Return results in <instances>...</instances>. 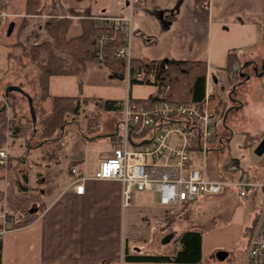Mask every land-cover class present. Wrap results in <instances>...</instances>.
I'll use <instances>...</instances> for the list:
<instances>
[{
	"label": "crops",
	"instance_id": "1",
	"mask_svg": "<svg viewBox=\"0 0 264 264\" xmlns=\"http://www.w3.org/2000/svg\"><path fill=\"white\" fill-rule=\"evenodd\" d=\"M128 4L131 6L132 18L131 60L204 62L207 68L205 94L208 95L211 108L220 112L222 107L227 109L239 106L231 109L226 122L223 124L221 119L213 130L212 145L208 152L214 156V162L207 165L205 161L206 176L210 179L242 182L264 181V153L260 157L254 153L256 145L264 137L262 136L264 135V69L261 68L264 62V27L262 25L264 0H208L207 19L203 22L196 21L193 17L194 0H131V2L129 0H54L52 2L45 0L37 14L26 17H30L34 22L39 18L49 19L56 14L55 17L59 19H70L73 22L67 36L71 38L81 34V20H92L93 17L101 15H125L128 12ZM11 23L14 26V22ZM19 23L16 25L17 28ZM42 27L43 25L37 26L35 31L39 38L35 40L31 37L29 39L31 44H39L42 37H47ZM7 31L6 36L10 34H7ZM14 36L16 42V32ZM7 44V46L2 44L0 85L4 84V90L8 86L21 88L32 99L36 120L39 121L49 113L50 102L38 100L37 69L28 65L24 66L25 70L19 69L22 68L19 67V63L14 62L12 58L7 60L9 51L14 53L10 48L14 43ZM233 51L238 57V65L234 66L233 71L250 63L242 70L250 77L246 81H243V78L240 80L243 83L235 88L234 94H231L232 99H229L228 95L233 85L224 66L226 55ZM26 61L23 58L20 62L24 65ZM255 65L258 66L259 75L254 73ZM127 83L129 81L126 75L119 77L113 74L105 65L95 62L94 58L84 64L81 75L49 77L50 97L88 99L86 112H97L100 119L96 131H90L89 124L80 117L79 124L67 125L70 130L67 135H63L61 131L60 140L53 145L57 147L45 145L44 147L56 148V157L44 162V157L52 150L48 149L41 151V157H37V161H31L34 162V170L26 172L27 183L23 182V178L19 179L27 187L25 192L18 190L17 176L19 174L16 167L25 165L26 157L40 148V144L30 149L29 147L32 146L29 145V141H24L20 137L10 140L9 169L6 173L0 169V182L4 181V189H6L4 193L0 192V213L5 204L4 209L9 215V221L13 223L22 217L23 213H17L21 208L30 212L24 219H28V225L35 228L26 235L33 260L31 264H175L172 261L135 262L130 260L139 256L172 257L174 249L178 248L175 246V234L170 232L173 237L168 243L162 244L154 240L151 242L149 252L147 254L142 252L135 243L147 242L151 237L150 231L148 233L145 231L146 226L143 221L153 218L159 223L155 227L158 231L162 233L167 229L173 231L179 225L178 223L189 220L191 210L197 211V206L206 202L204 201L206 196L191 205H186L189 210L185 217L177 218L168 227L160 230L159 227H162L170 218L165 210L157 205V197L154 194L134 192L131 200H136L139 205L149 202L154 197L151 207L146 204V208L139 206L138 209H134L130 207L131 201L127 207H122L121 186L114 181L87 180L83 183L81 195L75 194L71 188H66L71 177L69 163H75L76 168L84 176L91 177L101 159L111 154L112 147L119 140L117 138L126 97L145 99L155 91L151 85H140L148 86L146 93L140 94V97L132 95L131 87L128 86L129 95L124 98L123 89ZM215 93L219 95L217 98L214 96ZM223 93H228L225 99L221 97ZM97 99L100 100L99 104L93 102ZM103 100L121 101L122 109L119 112L105 111L102 106ZM5 101H8V117L4 110L2 112L7 123L18 120L23 125H32L28 102L23 95L11 91ZM12 113L15 119H12ZM34 129L32 125L31 135L35 134ZM233 135H241L240 141L236 144L238 149L235 150L230 148ZM248 135L260 140L254 142L252 147L240 148ZM96 136L99 137L94 138ZM89 138L94 139L90 141ZM101 138L109 141L104 152L97 150L94 145L95 140ZM31 140L32 137H30ZM62 140H64L63 145ZM15 141H19L18 144H15ZM88 148L95 153L87 155ZM228 156L237 160V170L234 173L229 172V166L222 167V160ZM200 166L197 152L191 151L190 167L198 169ZM45 176L51 178L56 184L52 192L45 193L43 180ZM18 193L27 196L21 197ZM210 196L215 198L213 202L223 203L231 196L242 201L234 187H223L218 194ZM7 199H9L8 208H6ZM247 200L251 204L257 202L258 205L249 212L248 222L242 231L244 237L247 235L244 247L260 215L262 192L252 189L244 201ZM182 214L178 213L176 217ZM22 238L25 237L11 238L7 242L1 238L0 264H4L5 255L12 250L17 251V253L12 251V255L22 252ZM225 252L219 250L214 255H219V258L225 257L227 261L233 258L231 253ZM243 256L244 253L237 264H241ZM198 264H202L201 261Z\"/></svg>",
	"mask_w": 264,
	"mask_h": 264
},
{
	"label": "built area",
	"instance_id": "2",
	"mask_svg": "<svg viewBox=\"0 0 264 264\" xmlns=\"http://www.w3.org/2000/svg\"><path fill=\"white\" fill-rule=\"evenodd\" d=\"M131 2V0H129ZM7 14L0 9V21ZM95 27L100 30L95 42L94 61L104 64L107 48L115 34L121 35V44L115 56L124 60L128 71L131 45V6L121 16L93 17ZM236 71L228 74L231 79ZM128 80V72H126ZM1 104L8 117L7 102ZM8 120V119H7ZM219 122V115L210 108L208 95L198 105L156 102L138 105L126 97L118 142L111 154L103 157L91 177L73 167L66 188L81 195L83 183L87 180L114 181L121 186V203L129 205L134 192L154 194L157 205L165 210L169 218L177 215L181 208L191 205L200 198L216 195L223 187H234L244 201L249 191L262 192V208L250 237L245 245L241 264H264V181L242 182L226 179H210L205 173V159L212 145L213 130ZM4 143L0 147V169L6 173L9 165V142L11 131L7 128ZM196 151L200 168L190 167L191 151ZM236 165H229L234 173ZM6 175V174H5ZM7 212L0 213V235L12 231L6 228Z\"/></svg>",
	"mask_w": 264,
	"mask_h": 264
},
{
	"label": "trees",
	"instance_id": "3",
	"mask_svg": "<svg viewBox=\"0 0 264 264\" xmlns=\"http://www.w3.org/2000/svg\"><path fill=\"white\" fill-rule=\"evenodd\" d=\"M45 0H25L24 9L25 15L31 16L37 14L41 9ZM51 2L54 0H50ZM207 5L208 0H194L193 17L196 21H205L207 19ZM3 8L2 0H0V9ZM53 15V14H52ZM70 19H59L55 16L49 18L43 24V32L49 38L50 41H43L39 44L33 45L29 39L39 37L36 31H31V35L28 30L31 27L32 20L30 17L22 18L17 31L16 42L10 46L12 51L18 50L17 54L9 52L6 56L7 60L13 59L14 62L19 63L23 58L27 61L24 64L34 66L37 69V90L39 101H49L50 110L49 113L41 120H36V132L34 135H29L32 132V125H23L18 120H12L9 123L6 122L3 112L0 113V147L4 143L5 130L8 127L12 132L13 138H22L25 141H29L30 149H34L35 145L40 144V148L45 145L57 144L60 140L61 127L66 129L67 125L77 123L78 119L84 118L89 124L90 131L98 128L99 115L97 112L89 114L86 112V104L88 99L78 97H50L48 94V79L53 75H81L83 73L84 64L94 58L95 42L100 34V30L95 27L93 20H81L80 25L82 32L79 36L68 37L67 32L72 24ZM262 25L264 27V4L262 13ZM23 39V40H22ZM121 44V35L115 34L113 40L107 48V56L103 65L107 67L113 74L124 77L128 72V81L130 85H151L155 88V91L148 95L145 99H131L138 105H150L156 102H169L175 104H200L205 96L206 89V75L207 68L204 62L199 61H149L142 60H130L128 71L124 60L115 56ZM238 65L237 54L229 52L226 55L224 69L227 73L234 70V66ZM239 70L236 69L234 76L230 80L232 85H235L238 81L242 80L238 75ZM264 90V84H263ZM95 104H99L100 100L93 101ZM103 110L119 112L122 109L121 101L103 100ZM225 107L221 108L218 112L214 108V111L219 115V121L221 122ZM12 119L15 116L12 113ZM7 126V127H6ZM264 136V135H262ZM30 137L32 140L30 141ZM262 138V137H261ZM260 140L253 138L252 136H246L244 142L240 145V148H249L254 142ZM56 148L48 153L44 157V162L50 161L56 157ZM222 167L226 168L230 164L236 165L237 160L230 158L229 156L222 160ZM42 166V164H41ZM76 167L75 163H69V171L71 168ZM9 169V166H8ZM18 190L25 192L27 187L19 181L23 178V182L27 183V173H23L17 176ZM45 184V193L52 192L56 184L54 181L45 176L43 177ZM187 207H182L179 213H183L182 216L171 217L160 230L168 227L171 222L179 217H185L188 213ZM6 220L9 221V215L6 216ZM175 246L172 257L167 256H139L133 257L130 260L135 262H163L172 261L175 264H198L202 258V235L197 230H184L178 234L175 238ZM1 237H0V263H1Z\"/></svg>",
	"mask_w": 264,
	"mask_h": 264
},
{
	"label": "rangeland",
	"instance_id": "4",
	"mask_svg": "<svg viewBox=\"0 0 264 264\" xmlns=\"http://www.w3.org/2000/svg\"><path fill=\"white\" fill-rule=\"evenodd\" d=\"M2 3H3V8L1 10L7 14V17H5L3 21L0 23V56L3 54L2 44L6 45L7 43H10V44L15 43L14 35H15V32L17 31L16 25L19 23V21H21L22 18H27L25 15V9H24L25 0H2ZM55 16H57V14ZM45 20H48V19L39 18V20H36V22H34L33 20L31 27H29L30 31L37 30V26L43 25V23H45L43 21ZM11 22H14V26L10 34L6 36L8 25ZM45 38H47V40L49 39L48 37L44 36V38L42 37L40 42L47 41L45 40ZM17 51L18 50H15L14 53H18ZM1 63H2V60L0 61V65ZM28 66H31V65H28ZM25 68L26 67H24L23 65L22 68H19V69L25 70ZM36 84H37V80H36ZM128 86L131 87L130 90L132 91V95L134 94L135 96H140V94H145L146 89L148 90V86L130 85L129 83H127V85L125 84V88L123 89L124 98L126 95H129ZM22 88H23V84H22ZM3 91H4V84L0 85V99L3 98L4 100H6V98H4L3 96V93H4ZM226 94L225 93L221 94V97L225 99L227 97ZM214 96L215 98H217L219 95L215 93ZM20 98L24 100L23 97H20ZM209 106L210 108L212 107L211 105ZM0 107H1V100H0ZM91 113H94V112L89 111V114ZM68 127L62 130L63 135H67L68 131H70L68 130ZM28 134L31 135L32 132L30 131ZM217 137H219V135H217ZM240 139H241V135H233L232 140L230 142V148L232 150L238 149V146L236 144L240 141ZM18 142L19 141H15V144H18ZM108 142H109L108 139L101 138V139L95 140L94 145L97 150H100V152H104L106 150V145L108 144ZM63 143H64V140H62L61 144L63 145ZM254 144L252 146H254ZM48 149H52V147L47 146L44 148H37L36 150L32 151V154L26 157L25 165H18L16 167V171L18 172L17 174L21 175L22 172L26 173V172H31L32 170H34L33 169L34 162H31V161L33 160L37 161V157L38 158L41 157V151L48 150ZM90 150H91L90 148L86 150L88 152L87 155L95 153L93 150L92 151ZM205 160H206L207 165L214 162V156L212 155L211 152L207 153ZM4 188H5L4 181H1L0 182V192L4 193V190H6ZM18 195H20L21 197L27 196V195H23L22 193H18ZM214 199L215 198L213 196H210V195L206 196L204 200L206 202H203L204 204L200 203L197 206V211L195 209L191 210L189 212V220L186 222L178 223L179 225H177V228L173 231H171V229H167L163 231L162 233L161 231H158L155 228L156 226L159 225V223L155 222L153 218L144 219L145 221L143 222H144V225L146 226L145 231L147 233L148 231H150V236H151L150 240L147 242H142V241L136 242L135 245L137 246V248H140L142 252L147 254L152 245L151 243L152 241L155 240L156 242L159 243L161 242L163 237L166 234H169L170 232H173L175 234L174 238H176V236L180 232L188 228H191L193 230H197L201 232V235H202V259H201L202 264H237L239 263L241 255L244 253V250H245L244 243L247 237V235L244 237L242 231L248 222V214H250L249 212H251V209L253 207L256 208L258 204L257 202H255L254 204H251L249 200L247 201L242 200L243 201L242 202L241 200H238L237 198L233 196H231L227 201L223 203L213 202ZM130 201H131L130 207L134 209H138L139 206H141L140 208H146L145 207L146 204L150 205V207L151 205H153L154 197L153 199L149 200V202H146L145 204H142V205H139V203L136 200H130ZM6 203H7L6 208H8L9 199H7ZM17 213H23L21 214L22 217L18 218V221H15L13 223H11L10 221H7L6 228L12 229V231L3 233L1 235V238L5 239L7 242V240L11 238L16 239L20 236L25 237L21 239V242H23L21 249L23 250L21 253L14 254V255L11 254L12 251L14 253H17V251L12 250L11 252H9L8 255H5L4 264H8V263L9 264H15V263L31 264V261L33 260L31 257V250L30 248H28V245H27L26 235L30 231H33L35 228L28 225L29 224L28 219H24L26 218L27 215L29 216L30 212H28V210L21 208L20 210L17 211ZM219 250L226 251L225 253H228V252L231 253L233 255V258L227 261L225 257L219 258L218 257L219 255H214V253L218 252ZM223 256H225V254ZM150 264H154V263H150Z\"/></svg>",
	"mask_w": 264,
	"mask_h": 264
},
{
	"label": "water",
	"instance_id": "5",
	"mask_svg": "<svg viewBox=\"0 0 264 264\" xmlns=\"http://www.w3.org/2000/svg\"><path fill=\"white\" fill-rule=\"evenodd\" d=\"M13 27V23H10L9 27H8V31H7V34L10 33L11 29ZM250 63H246L244 64L240 69H239V72H238V75L239 77L243 78V81H246L249 79V75H246L242 70L246 67V66H249ZM262 69H264V62L262 63ZM254 70V73L256 74L257 73V70H258V66L255 65V67L253 68ZM243 81H240V82H237L235 85L232 86L230 92H229V99H232L231 98V94H234V91H235V88L237 86H240ZM11 91H15V92H18L20 93L21 95H23L26 99H27V102H28V107H29V113H30V117H31V121H32V125H33V128L35 127V124H36V116H35V113H34V109H33V104H32V99L26 94L24 93L21 88L17 87V86H8L5 88L4 90V96L7 98L8 96V93L11 92ZM239 106H232V107H229L225 110L224 114H223V117H222V123L224 124L226 122V119H227V115L228 113L230 112L231 109H236L238 108ZM4 106L0 107V112H2L4 110ZM61 131L63 130V128L61 127L60 129ZM33 132L35 133V129L33 130ZM114 135V134H112ZM105 137H110L111 135H104ZM99 136H96L94 138H98ZM94 138H89V140H93ZM254 153L260 157L263 155L264 153V137L260 140V142L256 145L255 149H254ZM173 237V234L172 233H169L167 235H165V237L162 239L161 243L162 244H166L168 243Z\"/></svg>",
	"mask_w": 264,
	"mask_h": 264
},
{
	"label": "flooded vegetation",
	"instance_id": "6",
	"mask_svg": "<svg viewBox=\"0 0 264 264\" xmlns=\"http://www.w3.org/2000/svg\"><path fill=\"white\" fill-rule=\"evenodd\" d=\"M2 21H3V20H2ZM2 21H0V23H1ZM256 74L259 75V74H258V70H257V73H256Z\"/></svg>",
	"mask_w": 264,
	"mask_h": 264
}]
</instances>
